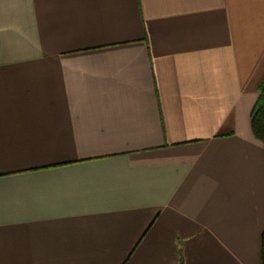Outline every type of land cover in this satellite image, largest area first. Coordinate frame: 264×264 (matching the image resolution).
<instances>
[{
  "label": "crops",
  "instance_id": "obj_1",
  "mask_svg": "<svg viewBox=\"0 0 264 264\" xmlns=\"http://www.w3.org/2000/svg\"><path fill=\"white\" fill-rule=\"evenodd\" d=\"M264 0H0V264H261Z\"/></svg>",
  "mask_w": 264,
  "mask_h": 264
},
{
  "label": "trees",
  "instance_id": "obj_2",
  "mask_svg": "<svg viewBox=\"0 0 264 264\" xmlns=\"http://www.w3.org/2000/svg\"><path fill=\"white\" fill-rule=\"evenodd\" d=\"M251 126L254 136L264 144V82L252 110ZM261 264H264V232L261 235Z\"/></svg>",
  "mask_w": 264,
  "mask_h": 264
}]
</instances>
